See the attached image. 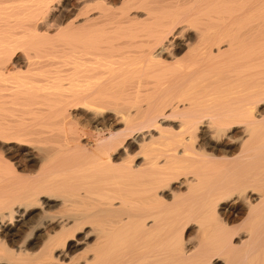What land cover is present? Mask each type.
Returning a JSON list of instances; mask_svg holds the SVG:
<instances>
[{
  "label": "bare ground",
  "instance_id": "1",
  "mask_svg": "<svg viewBox=\"0 0 264 264\" xmlns=\"http://www.w3.org/2000/svg\"><path fill=\"white\" fill-rule=\"evenodd\" d=\"M0 264H264V0H0Z\"/></svg>",
  "mask_w": 264,
  "mask_h": 264
},
{
  "label": "rangeland",
  "instance_id": "2",
  "mask_svg": "<svg viewBox=\"0 0 264 264\" xmlns=\"http://www.w3.org/2000/svg\"><path fill=\"white\" fill-rule=\"evenodd\" d=\"M15 152H17V153H18V155H16V153H15ZM20 152L22 153V155H23V156H22V155H20V154H21ZM12 153H13V154H14L16 157L20 155L18 158H20V157H22V158H23V157H24V151H19V152H18V151L16 150V151H12ZM13 154H12V155H13ZM82 248H83V247H81V248H79V249H80V250H83ZM79 249H78V250H79ZM78 252H79V251H78Z\"/></svg>",
  "mask_w": 264,
  "mask_h": 264
}]
</instances>
